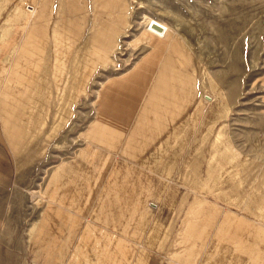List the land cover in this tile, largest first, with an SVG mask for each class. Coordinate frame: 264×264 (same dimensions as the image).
Instances as JSON below:
<instances>
[{
  "label": "rangeland",
  "instance_id": "obj_1",
  "mask_svg": "<svg viewBox=\"0 0 264 264\" xmlns=\"http://www.w3.org/2000/svg\"><path fill=\"white\" fill-rule=\"evenodd\" d=\"M148 22L182 40L200 100L145 158L161 182L145 243L166 263L264 264V0H0L1 140L44 155Z\"/></svg>",
  "mask_w": 264,
  "mask_h": 264
},
{
  "label": "crops",
  "instance_id": "obj_2",
  "mask_svg": "<svg viewBox=\"0 0 264 264\" xmlns=\"http://www.w3.org/2000/svg\"><path fill=\"white\" fill-rule=\"evenodd\" d=\"M140 36L136 58L66 125L70 141L63 126L44 155L18 159L0 136V264H181L145 243L161 182L144 163L194 114L200 87L181 39Z\"/></svg>",
  "mask_w": 264,
  "mask_h": 264
},
{
  "label": "built area",
  "instance_id": "obj_3",
  "mask_svg": "<svg viewBox=\"0 0 264 264\" xmlns=\"http://www.w3.org/2000/svg\"><path fill=\"white\" fill-rule=\"evenodd\" d=\"M151 23H152V22H151ZM151 23H149V25H148V30H149L150 32H152V33L158 35V33H155L154 31L151 30ZM165 31H166V30H165ZM204 98H205L206 100H210L208 96H204ZM150 205H151V207H152L153 209H157V204H155V203H151Z\"/></svg>",
  "mask_w": 264,
  "mask_h": 264
},
{
  "label": "water",
  "instance_id": "obj_4",
  "mask_svg": "<svg viewBox=\"0 0 264 264\" xmlns=\"http://www.w3.org/2000/svg\"><path fill=\"white\" fill-rule=\"evenodd\" d=\"M151 29L155 30L156 32L161 31V27L158 25H154L151 23Z\"/></svg>",
  "mask_w": 264,
  "mask_h": 264
},
{
  "label": "bare ground",
  "instance_id": "obj_5",
  "mask_svg": "<svg viewBox=\"0 0 264 264\" xmlns=\"http://www.w3.org/2000/svg\"><path fill=\"white\" fill-rule=\"evenodd\" d=\"M214 120V119H213ZM205 131V130H204ZM221 135H222V133H220L218 136L219 137H221ZM219 139V138H218ZM223 151V150H222ZM215 154V153H214ZM215 155H213V157H214ZM193 202V201H192ZM181 253V252H180ZM213 255V254H212ZM259 255V254H258ZM173 256H175V255H173ZM252 256V255H251ZM223 257H225V256H223ZM233 258V257H232ZM223 259V258H222ZM249 260V259H248ZM230 261V260H229ZM263 261V260H262ZM207 262V261H206ZM209 262V261H208ZM213 262H214V260H213ZM250 262V261H249ZM217 263H218V261H217ZM222 263V262H221ZM220 263V264H221ZM194 264V263H193Z\"/></svg>",
  "mask_w": 264,
  "mask_h": 264
}]
</instances>
